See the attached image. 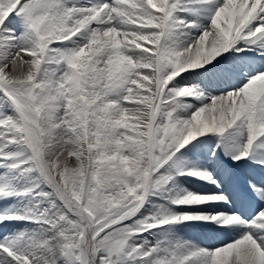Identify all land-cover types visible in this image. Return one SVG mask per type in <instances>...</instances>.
Masks as SVG:
<instances>
[{"label": "snow or ice", "instance_id": "snow-or-ice-1", "mask_svg": "<svg viewBox=\"0 0 264 264\" xmlns=\"http://www.w3.org/2000/svg\"><path fill=\"white\" fill-rule=\"evenodd\" d=\"M0 264H264V0H0Z\"/></svg>", "mask_w": 264, "mask_h": 264}, {"label": "rangeland", "instance_id": "rangeland-1", "mask_svg": "<svg viewBox=\"0 0 264 264\" xmlns=\"http://www.w3.org/2000/svg\"><path fill=\"white\" fill-rule=\"evenodd\" d=\"M187 232V231H186ZM188 233V232H187Z\"/></svg>", "mask_w": 264, "mask_h": 264}]
</instances>
